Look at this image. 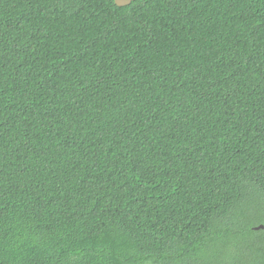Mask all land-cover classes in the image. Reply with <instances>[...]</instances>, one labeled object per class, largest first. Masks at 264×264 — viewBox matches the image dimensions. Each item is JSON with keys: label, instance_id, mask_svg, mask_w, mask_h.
<instances>
[{"label": "trees", "instance_id": "16d2710c", "mask_svg": "<svg viewBox=\"0 0 264 264\" xmlns=\"http://www.w3.org/2000/svg\"><path fill=\"white\" fill-rule=\"evenodd\" d=\"M264 0H0V264H264Z\"/></svg>", "mask_w": 264, "mask_h": 264}, {"label": "water", "instance_id": "95a60500", "mask_svg": "<svg viewBox=\"0 0 264 264\" xmlns=\"http://www.w3.org/2000/svg\"><path fill=\"white\" fill-rule=\"evenodd\" d=\"M136 0H115L116 4L120 7H125V6H128L130 5L132 2H134ZM264 228L263 225L257 227V229H262Z\"/></svg>", "mask_w": 264, "mask_h": 264}]
</instances>
